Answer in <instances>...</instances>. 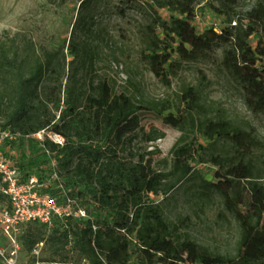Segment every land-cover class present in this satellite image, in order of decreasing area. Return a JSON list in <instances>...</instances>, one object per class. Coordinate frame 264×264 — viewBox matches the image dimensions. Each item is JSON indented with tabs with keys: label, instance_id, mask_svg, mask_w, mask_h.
Instances as JSON below:
<instances>
[{
	"label": "trees",
	"instance_id": "trees-1",
	"mask_svg": "<svg viewBox=\"0 0 264 264\" xmlns=\"http://www.w3.org/2000/svg\"><path fill=\"white\" fill-rule=\"evenodd\" d=\"M90 1L82 0L80 8ZM234 3L235 0H227L219 8L209 6L214 13L224 16L229 26H223L219 32L211 28L199 33L194 26L197 17L194 0H157L158 9L146 27L143 59L158 80L169 86L171 76L176 73L175 57L190 62L220 52V67L241 91L248 110L254 115L263 114L264 0H257L243 13L234 11ZM159 10H169L170 18L164 19ZM235 22L237 25L233 26ZM5 35L0 38V118L9 122L0 124V133L15 124L21 136L28 138L30 159L24 158L25 162L20 164L25 179L38 168L56 162L55 171H62L60 180L69 195L78 201L91 198L95 202V220L82 221L74 230L67 222L60 234L66 244L73 238V245L86 264H184L186 252L192 255L194 264L264 263V176L255 178L252 165L246 163L262 142L249 121L231 118L221 103L207 97L208 86L204 83L199 86L183 83L180 89L187 103V115L170 114L164 118L167 125L177 130L191 123L202 139L225 150V155L213 159V164L219 167L215 174L218 182L207 186L222 200L242 235L234 256L214 254L185 238L166 221L159 206L147 200L151 194L172 191L190 175L193 148L200 150V142L193 143L194 147L182 145V140L177 144L174 154L181 174L169 186L168 176L157 172L145 156L127 164L115 150H109L108 158L104 148H97L95 143L101 142L107 149L110 143L122 145L138 130L143 107L127 94H116L104 82L86 97V105L93 110V117L86 118L80 111L81 99L75 90H69L62 101L49 86L50 80L65 69V54L43 49L20 34ZM72 55L77 59L79 49L73 50ZM50 106L60 113L61 122L68 120L61 128L53 125L56 116L44 114ZM29 125H34L33 134H29ZM53 126V131L65 138L63 146L31 137ZM71 131L73 135L68 134ZM163 138V133L153 131L146 141ZM227 148L237 163L227 165ZM245 181L247 187H243ZM41 237L38 234L29 240L31 237L25 236L29 241L28 252L43 243Z\"/></svg>",
	"mask_w": 264,
	"mask_h": 264
},
{
	"label": "rangeland",
	"instance_id": "rangeland-1",
	"mask_svg": "<svg viewBox=\"0 0 264 264\" xmlns=\"http://www.w3.org/2000/svg\"><path fill=\"white\" fill-rule=\"evenodd\" d=\"M222 2L227 3V0H194L197 15L194 26L199 33L211 28L219 32L223 26L230 25L224 16L209 7L219 8ZM256 2L235 0L233 9L243 13ZM81 3L82 0H0V38L6 36L5 33L11 36L20 34L43 49L63 52L65 69L50 80L49 86L62 101L69 90H75L81 99L80 111L86 118L93 117V110L86 105L85 99L104 82L109 83L116 94H127L143 107L139 113L138 130L122 145L110 143L107 149L101 142L95 143L97 148H104L108 158L111 157L109 150H115L121 161L127 164L136 163L145 156L152 161L157 172L168 176L166 184L169 186L181 174L176 168L174 154L177 144L182 140V145L192 147L193 143L200 142V150L193 146L190 175L172 191L151 194L147 200L159 206L166 221L185 238L214 254L234 256L242 235L240 226L225 210L218 195L207 186V183L218 182L215 174L219 167L213 164V159L225 150L202 139L197 127L191 123L177 130L167 125L164 118L170 114L175 117L187 115V103L181 97L183 83L191 86L204 83L208 86L206 95L210 100L221 103L231 118L249 121L257 129L262 144L253 150L246 163L252 165L254 177L261 178L264 176V113L254 115L248 110L241 91L227 79L220 67V52L208 53L190 62L175 57L176 73L171 76L170 85L158 80L142 55L146 46V27L152 23L154 10L158 9L157 0H91L84 8H80ZM159 12L166 20L171 16L169 10ZM77 48L80 56L75 59L72 51ZM44 114L50 118L56 116L53 125L59 128L68 122H61L60 113L51 106ZM8 122L5 117L0 118L1 126ZM10 127L19 133L15 124ZM53 128L45 133L40 131L43 133L42 142L50 140L48 133H55ZM33 130L34 125H29V134H33ZM153 131L163 133L164 138L148 143L147 136ZM68 134L73 135L74 131ZM7 155L19 165L25 162L24 158L29 161L28 138L22 137L14 142ZM227 157V165L237 163L229 148ZM56 168L54 162L31 173L40 185H44L40 188L41 194L54 195L63 174L60 169L55 171ZM247 185L246 181L243 182V187ZM59 204L63 206L65 203L59 200ZM79 204L86 210L89 220L97 218L96 205L91 198L79 201ZM6 212L11 213V209L8 200L0 194V264H86L84 256L74 247L73 238L70 237V243L66 244L65 238L60 236L66 229V222H57L53 229L36 223L15 226L6 221ZM69 222V228L74 230L82 221ZM56 230L60 233L57 234ZM38 234H41L43 243L36 245L30 253L27 250L29 241L24 238L29 236L31 240ZM184 264H194L188 252L184 254Z\"/></svg>",
	"mask_w": 264,
	"mask_h": 264
},
{
	"label": "built area",
	"instance_id": "built-area-1",
	"mask_svg": "<svg viewBox=\"0 0 264 264\" xmlns=\"http://www.w3.org/2000/svg\"><path fill=\"white\" fill-rule=\"evenodd\" d=\"M237 23H233L236 26ZM45 133V130L44 132ZM43 133L31 137L42 142ZM48 137L52 142L64 145L65 140L60 135L50 132ZM22 138L20 133L5 130L0 133V194L8 200L11 213L6 212V221L17 226L23 223L41 224L53 229L57 222L70 220L88 221L87 212L77 199L69 195L61 182H57V194H41L37 178L30 176L25 179L18 163L7 155V150L14 142ZM54 163V162H53ZM57 175V173L54 171ZM59 200L65 204L61 206Z\"/></svg>",
	"mask_w": 264,
	"mask_h": 264
}]
</instances>
